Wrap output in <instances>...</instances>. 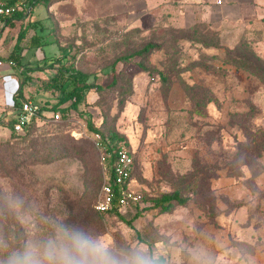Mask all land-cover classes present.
<instances>
[{
    "label": "rangeland",
    "instance_id": "obj_1",
    "mask_svg": "<svg viewBox=\"0 0 264 264\" xmlns=\"http://www.w3.org/2000/svg\"><path fill=\"white\" fill-rule=\"evenodd\" d=\"M17 1L22 9H30L32 0ZM207 1L48 0L33 7L35 17L45 18L42 35L51 44L26 51L24 67H46L50 58L66 59L103 88L92 89L66 119L54 120L48 112L23 136L0 135V239L10 250L31 238L33 231L46 238L55 220L82 227L118 250H162L178 237L188 217L210 204V178L226 169L243 145L241 128L247 125L240 112L256 105L255 125L264 127V85L246 73L230 77L233 89L216 95L223 100L217 114L214 108L201 106L209 99L208 92L192 88L184 93L173 82L182 70L207 62L195 48H186L188 39L205 44L220 40L203 34L200 27V35L185 30ZM25 23V19L16 21L8 30L0 61ZM180 24L181 29L176 27ZM245 37L252 39L253 51L264 60V23L249 28ZM147 44L154 49L144 57L116 62ZM4 69L0 68V74ZM53 72L28 74L23 96L17 94V98L28 96L39 105H55L59 93L41 87V81ZM136 75L140 80L134 84ZM15 76L17 91L22 77L16 70ZM114 77L117 83L112 86ZM185 94L190 100L180 104ZM4 113L0 116L4 121L13 116ZM90 124L119 133L135 155L129 188L138 190L143 201L138 210L135 205L121 210L124 219L95 208L110 171L92 140ZM180 150L183 156L178 155ZM175 190L187 197L185 204L167 213L153 206L156 199ZM173 247L165 255L176 259L178 247Z\"/></svg>",
    "mask_w": 264,
    "mask_h": 264
},
{
    "label": "crops",
    "instance_id": "obj_2",
    "mask_svg": "<svg viewBox=\"0 0 264 264\" xmlns=\"http://www.w3.org/2000/svg\"><path fill=\"white\" fill-rule=\"evenodd\" d=\"M216 1L208 0L198 13H194L192 21L185 26V30L200 26L204 34L213 35L220 40H216L215 44H205L201 40H187L184 43L186 48H195L207 62L195 69L182 70L179 79L173 80V82L182 86L184 93H186L187 87L191 86L204 89L210 94V99L206 101L204 107L214 108L218 114L219 108L223 107V100L220 101L216 95L233 89V85L230 84V77L240 73H246L251 78L254 77L241 69L222 65L221 61L217 60L216 55H221L225 49L235 47L241 39L252 41L245 36L249 28L258 25L260 22L264 23V0H220V4H217ZM40 5L35 6V8ZM32 11L33 8L28 10L20 8L11 19L6 20L0 33V47L7 38L8 30L15 27L16 21L26 20L22 29L26 27L28 21H40L45 28V18L35 17ZM180 26L182 25L176 27L181 29ZM31 34L30 31L26 36ZM16 39L7 55L1 57L2 65L0 68L5 67L3 70L5 72L2 71L3 73L0 74V116L4 115V112L10 114L13 106V94L18 86L15 70L20 72V69L17 66L9 65L7 62ZM27 43L26 37L22 42V63L26 51L40 49L28 48ZM139 78L140 76L137 75L132 78L134 84L138 83ZM218 81H221L220 85ZM168 82H170L169 75L166 74V83ZM25 98L31 100L28 96ZM180 99L182 100L180 104L184 105L189 101L186 94ZM39 106H44V104ZM45 113L42 112V115ZM9 134L7 128L0 127V135L7 136ZM183 151L180 150L178 155L183 156L185 154L182 153ZM261 162L264 165V157ZM244 172L246 176L241 180L226 176L223 170H218L216 176L210 179V204L202 207L201 210H197L194 216L188 217L189 221L186 220V223L178 229V237L175 238L177 241L175 239L170 240L174 247H178V256L175 253L174 256L182 264H187V262L184 261L181 250L191 248L197 242H202V234L205 233L211 239L203 242L216 255L220 264H237L241 257L251 258L255 264H264V170L253 176L251 180H247L251 177L248 169L245 168ZM216 241L222 243L217 244ZM174 247L173 249H175ZM234 252L237 255L234 256Z\"/></svg>",
    "mask_w": 264,
    "mask_h": 264
},
{
    "label": "trees",
    "instance_id": "obj_3",
    "mask_svg": "<svg viewBox=\"0 0 264 264\" xmlns=\"http://www.w3.org/2000/svg\"><path fill=\"white\" fill-rule=\"evenodd\" d=\"M15 1L17 0H9L10 3H13ZM47 1L48 0H32L30 1V9L39 4H45ZM16 15H18V13H16ZM197 27L200 26H195L190 31L196 33L197 35H200L201 31H198ZM44 30L45 28L43 27L42 22L28 21L26 27L19 31L13 50L9 54L7 59L8 63H12V66H17L20 69V75L22 77L19 87L12 98L13 106L11 112L13 116L10 117L8 121H4V117H0V127L7 128L11 137L23 136L26 133L28 127L34 121L45 116L44 114L41 115L40 113L37 117H34L27 125H25L20 132H16V117L19 114V109L21 107L22 102L27 99L23 97L19 100L16 95L22 94L23 96V86L30 80L28 74L34 71H42L45 69L54 70V72L49 77L41 81V87L43 88V90L46 91L58 92L59 98L55 105L49 107L48 105L44 104V106H41V110L42 112L46 113H58L60 118L62 119L68 118L72 111L76 112L79 106L85 102L88 93L92 89L99 90L103 88L99 84L97 85L90 82L89 75L77 70L74 65L68 63L66 59L50 58L48 60L50 61V65L46 67H24L21 55L23 50V40L27 37L28 48L44 49V47L49 46L51 44V41L47 40V38H44V36L42 35ZM30 31L32 32V34L26 36L27 33ZM251 46V41L241 39L235 47L231 49H225V51L221 55H216V58L218 61H221L222 65H230L235 67L236 69H241L252 75V77L256 78L264 85V60L262 59V57H260L257 53L253 51ZM152 49H154V46L151 44H147L141 50L135 53L118 58L116 62L126 63L129 60H134L138 57H144L145 55L149 54ZM160 77L162 78V80H165L164 75H160ZM116 80V77H114L111 82L112 86L117 83ZM192 88H194L195 91L206 92L204 89L195 86L187 87L186 91H192ZM206 101L201 105L202 107L205 106ZM256 110V107L252 105L250 106L249 111L240 112L243 119L246 121L244 124L247 125V128H241L242 140L240 141V143L241 145H243L238 151L234 153L233 162L229 163L226 169H220L223 170V173L226 176L234 177L237 180L245 178V168L248 169L249 174L251 175V177H249L247 180H251L253 176L257 175L259 172L264 170V165L261 162L262 158L264 157V127H259L255 125L254 119L256 115ZM88 128L89 130L93 131L92 134H99L102 137V152L107 157V163L110 171L118 149L122 146L127 147V143L124 137L116 131L104 132L99 128L93 127L91 124ZM109 181L115 188L111 174L109 177ZM141 201H143V197L141 198ZM186 202L187 197L182 196L178 190H175L172 193L164 194L160 198L156 199L153 206L159 207L161 211H166L167 213L170 212L175 205H182ZM138 204L135 205L136 210H138ZM120 211L121 210L117 206H113L106 212H112L118 215L121 219H124ZM126 223L130 225L131 222L130 220H126Z\"/></svg>",
    "mask_w": 264,
    "mask_h": 264
},
{
    "label": "clouds",
    "instance_id": "obj_4",
    "mask_svg": "<svg viewBox=\"0 0 264 264\" xmlns=\"http://www.w3.org/2000/svg\"><path fill=\"white\" fill-rule=\"evenodd\" d=\"M51 226V234L46 238H40L33 231L31 238L11 250L7 242L0 239V264H182L173 256L165 255L171 244L162 250L140 247L118 250L74 224L55 220L51 221ZM209 239L206 233L202 234V242L182 249L184 261L187 264H220L203 242ZM237 264L255 262L241 257Z\"/></svg>",
    "mask_w": 264,
    "mask_h": 264
},
{
    "label": "built area",
    "instance_id": "obj_5",
    "mask_svg": "<svg viewBox=\"0 0 264 264\" xmlns=\"http://www.w3.org/2000/svg\"><path fill=\"white\" fill-rule=\"evenodd\" d=\"M20 8V1L10 3L9 0H0V33L6 20L11 18ZM8 64L12 65V63ZM0 65H2V61H0ZM40 113L42 114V110L38 104L29 99L24 100L19 109V114L16 117V132H20L25 125ZM52 118L58 120L60 116L58 113H53ZM91 137L97 149L102 152V137L99 134H92ZM102 154V162L108 167L107 157L103 152ZM134 165V153L128 147H120L110 169L115 188L110 181L102 187L99 199L95 203V208L98 211L106 212L113 206H117L120 210H126L128 207L140 202L142 197L141 193L138 190H132L129 188V182L132 177V167Z\"/></svg>",
    "mask_w": 264,
    "mask_h": 264
}]
</instances>
